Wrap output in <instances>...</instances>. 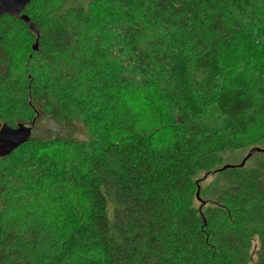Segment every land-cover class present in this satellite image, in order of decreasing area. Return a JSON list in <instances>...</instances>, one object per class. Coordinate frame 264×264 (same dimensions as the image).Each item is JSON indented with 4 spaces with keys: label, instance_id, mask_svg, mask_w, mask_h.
Instances as JSON below:
<instances>
[{
    "label": "trees",
    "instance_id": "trees-1",
    "mask_svg": "<svg viewBox=\"0 0 264 264\" xmlns=\"http://www.w3.org/2000/svg\"><path fill=\"white\" fill-rule=\"evenodd\" d=\"M22 15L33 29L0 18V124L70 136L0 157V264H264V0ZM237 49L256 66L225 59Z\"/></svg>",
    "mask_w": 264,
    "mask_h": 264
},
{
    "label": "rangeland",
    "instance_id": "rangeland-1",
    "mask_svg": "<svg viewBox=\"0 0 264 264\" xmlns=\"http://www.w3.org/2000/svg\"><path fill=\"white\" fill-rule=\"evenodd\" d=\"M83 4H86L89 0H80ZM249 53H247V50H243V49H237L232 51L231 53H228L227 56L225 57L226 60H228L229 62H233L237 67H241V68H247L249 66H245V64L247 63L246 60L248 58H250V61H252V65L250 64V68L251 67H255L256 64L253 62V59H256V55L252 56H248ZM251 55V54H250ZM257 60V59H256ZM257 62V61H256ZM241 70H245V69H241ZM144 104V105H143ZM141 105H143V107L145 109H149L152 110V115L153 117H156L158 115V113H163V109L158 110L159 112H156L152 107L146 105V102L142 103ZM152 118V119H155ZM150 126H152V130L153 133L156 136L161 137L163 134H165V129L163 128L162 122L159 121H155L153 123H150ZM35 137L38 138H42V139H46L47 137H52L55 135H61V136H70V132H68L67 129H65L62 125H58L55 122H53L52 120L49 119H40L35 127L33 128V132ZM83 133V134H82ZM81 134H78L80 136V139H83L85 137V133L82 132ZM256 146H263L264 144H257ZM252 148V147H251ZM250 147H248L247 149H245L244 151H239V152H229L225 155V161L224 163H238L241 160L244 159V157L247 155L248 151L251 149ZM204 175L199 176V179H201ZM209 180V179H208ZM207 180V181H208ZM205 181V182H207Z\"/></svg>",
    "mask_w": 264,
    "mask_h": 264
},
{
    "label": "water",
    "instance_id": "water-1",
    "mask_svg": "<svg viewBox=\"0 0 264 264\" xmlns=\"http://www.w3.org/2000/svg\"><path fill=\"white\" fill-rule=\"evenodd\" d=\"M31 0H0V18L9 15L24 21L31 29V21L22 15ZM36 49V47H34ZM33 132L32 126L19 125L16 128L0 124V157L8 155L15 148L27 142ZM248 158V156H247ZM245 161L240 166H243Z\"/></svg>",
    "mask_w": 264,
    "mask_h": 264
}]
</instances>
